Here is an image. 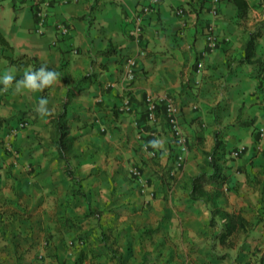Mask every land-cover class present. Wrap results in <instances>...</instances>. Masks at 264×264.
I'll list each match as a JSON object with an SVG mask.
<instances>
[{"label": "crops", "instance_id": "obj_1", "mask_svg": "<svg viewBox=\"0 0 264 264\" xmlns=\"http://www.w3.org/2000/svg\"><path fill=\"white\" fill-rule=\"evenodd\" d=\"M146 2L53 0L38 31L29 0H0V74L30 70L8 62L23 54L59 74L46 94L16 93L15 81L0 85V138L12 148L0 144V264H75L80 255V264H264V137L257 133L264 124V62H256L264 60V0H239L240 8L219 0L216 15L210 0H160L135 41L130 19ZM57 21L69 27L66 36ZM209 26L217 45L204 54ZM127 54H138L133 79L122 72ZM147 92L172 97L179 107L188 150L178 169L163 110L154 123L145 118ZM125 95L130 112L117 110ZM42 96L49 112L67 96L76 155L70 167L85 199L68 193L49 120L36 112ZM215 133L224 143L226 174L218 204L252 224L229 247L214 239L221 221L211 226L209 206L191 199L185 186ZM152 140L161 144L154 148ZM238 146L242 152L232 157ZM130 166L139 167L150 198ZM89 209L100 213L85 217Z\"/></svg>", "mask_w": 264, "mask_h": 264}, {"label": "trees", "instance_id": "obj_2", "mask_svg": "<svg viewBox=\"0 0 264 264\" xmlns=\"http://www.w3.org/2000/svg\"><path fill=\"white\" fill-rule=\"evenodd\" d=\"M240 8L239 0H232ZM123 56V55H122ZM249 54L245 53L244 59L248 60ZM244 61V60H243ZM8 62L11 65L17 66H32V70L39 68L43 64H39L34 56L23 54L19 57H8ZM257 63H263L264 60H257ZM48 67V66H47ZM52 69L51 67H48ZM22 75L17 76L19 79ZM264 76V75H263ZM85 75L82 77L84 78ZM264 79V78H262ZM261 79V80H262ZM50 86L41 90L43 94L48 92ZM264 88V84H263ZM67 96L60 104L59 110L56 112H49L47 118L50 123L49 142L54 146L58 161L62 164L64 174L70 179L71 186L69 188V194L72 196L78 195L85 199V193L81 189V180L77 177L70 167V159L75 157L73 151V143L75 135L70 132L69 120L66 115ZM163 110L161 104L158 105L157 114L160 115V110ZM146 118V116H145ZM172 149L175 156L177 153L175 143H173ZM224 155V143L219 140L218 133L214 135V143L209 151L205 152L204 161L199 165L198 172L189 176L185 182V186L188 187V194L193 200H200L207 204L210 208L209 224L211 226L216 225L217 220L221 221L220 229L214 235V239L222 246H232L236 236L241 231L251 229L252 224L241 216L239 213L227 211L218 204V198L224 193L222 184L226 181V174L224 173V164L221 158ZM99 210H91L84 215H98ZM102 240L106 241L108 236L102 232ZM111 253H115V250L109 248ZM83 255V254H82ZM80 258L77 259L75 264L82 263ZM223 257V256H221Z\"/></svg>", "mask_w": 264, "mask_h": 264}, {"label": "built area", "instance_id": "obj_3", "mask_svg": "<svg viewBox=\"0 0 264 264\" xmlns=\"http://www.w3.org/2000/svg\"><path fill=\"white\" fill-rule=\"evenodd\" d=\"M53 0H29L30 3L34 6L35 9V16H36V23L37 27L36 29L41 31L44 26L47 24V20L50 17V6ZM160 0H147L145 4L140 5L138 8L135 9V12L133 13L130 22H131V28L129 30V35L131 38H133L135 41L139 39V37L142 35V29H143V18L144 15L148 12H150L153 7L159 2ZM219 0H210L211 6L209 8V11L212 15L217 14V2ZM182 8H177V13H182ZM55 28L61 36H66L69 32V27L65 22L57 21L55 22ZM205 40L207 43L206 51L204 54H206L207 51H211L214 49L217 45V38L213 31V29L209 26L204 31ZM76 51V50H74ZM138 54H143V51H138ZM137 54V55H138ZM203 54V55H204ZM137 55H125L122 62V72L124 76L127 79H133L136 74V67H137ZM202 62L199 61L197 63L198 69L202 67ZM144 103L146 108V120L149 123L156 122L160 115L157 114V108L158 105L161 104L163 106V114L166 117L167 125L170 128V132L173 137V141L176 146V156L173 163V168L178 169L184 159V155L188 150V143L185 135L183 134L181 127L178 122V114H179V107L176 103V101L169 96L164 95H154L150 92H147L144 96ZM117 110L120 112H130L133 110V104L128 98L127 95L123 96L121 98L120 103L117 105ZM26 123L20 122L18 125L19 127H23ZM257 133L260 138L264 137V124L259 126L257 128ZM0 144L5 145L8 150H11V146L3 141L2 138H0ZM243 150V146H238L237 148L233 149L231 151L232 157H237ZM130 176L136 178L140 182V192L146 193L150 198L152 196V191L147 190L146 192V184L145 180L142 179V173L137 166H130L128 169Z\"/></svg>", "mask_w": 264, "mask_h": 264}, {"label": "clouds", "instance_id": "obj_4", "mask_svg": "<svg viewBox=\"0 0 264 264\" xmlns=\"http://www.w3.org/2000/svg\"><path fill=\"white\" fill-rule=\"evenodd\" d=\"M59 74L54 69L48 68L46 65H41L34 70L30 69L25 71L23 75L17 80L12 72L5 71L0 74V85L9 86L14 84L16 93L23 90H43L44 88L52 85L57 79ZM36 112L41 116L49 114L48 99L47 97H40L36 106ZM152 147H158L161 142L158 140L149 141Z\"/></svg>", "mask_w": 264, "mask_h": 264}]
</instances>
